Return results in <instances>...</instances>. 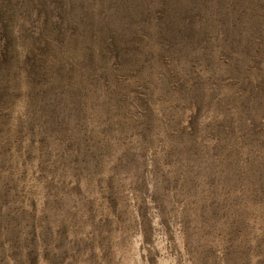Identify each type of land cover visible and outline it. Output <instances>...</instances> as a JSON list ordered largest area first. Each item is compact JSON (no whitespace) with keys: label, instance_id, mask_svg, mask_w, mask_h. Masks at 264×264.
Returning <instances> with one entry per match:
<instances>
[{"label":"rangeland","instance_id":"374dc122","mask_svg":"<svg viewBox=\"0 0 264 264\" xmlns=\"http://www.w3.org/2000/svg\"><path fill=\"white\" fill-rule=\"evenodd\" d=\"M0 264H264V0H0Z\"/></svg>","mask_w":264,"mask_h":264}]
</instances>
